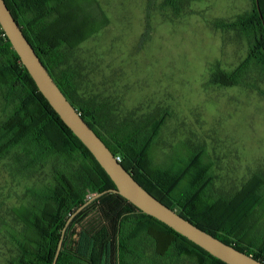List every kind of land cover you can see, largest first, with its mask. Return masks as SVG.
I'll list each match as a JSON object with an SVG mask.
<instances>
[{
	"label": "trees",
	"instance_id": "1",
	"mask_svg": "<svg viewBox=\"0 0 264 264\" xmlns=\"http://www.w3.org/2000/svg\"><path fill=\"white\" fill-rule=\"evenodd\" d=\"M190 1L163 0V4L178 15ZM6 2L61 90L133 177L190 222L264 262V237L255 233L253 224L264 203V178L255 174L231 200H215L208 192L213 183L211 165L202 150L194 151L181 168L175 164L156 167L150 150L164 118L123 132L110 127L106 104L79 95L75 75L65 67L69 58L63 48L77 47L93 31L83 34L86 23L72 25L71 0ZM253 2L250 12L216 24L243 34L249 50L235 69L217 72L212 82L245 85L264 97L259 80L246 78L252 69L264 76V0H259L260 10ZM0 91L4 105L0 159L23 150L29 165L45 158H55L60 164L54 167L53 185L33 192L30 205L13 209L23 229L13 233L17 254L9 264H53L62 238L57 264H227L110 191L115 183L39 90L1 25ZM99 193L103 194L73 218L63 237L69 217ZM113 200L116 205L110 207ZM93 215L98 223L89 226Z\"/></svg>",
	"mask_w": 264,
	"mask_h": 264
},
{
	"label": "rangeland",
	"instance_id": "2",
	"mask_svg": "<svg viewBox=\"0 0 264 264\" xmlns=\"http://www.w3.org/2000/svg\"><path fill=\"white\" fill-rule=\"evenodd\" d=\"M70 4L72 25L86 23L83 34L93 33L77 47L63 48L65 67L83 99L107 105L111 128L131 132L164 118L151 144L153 164L181 168L202 150L215 200H231L255 174L264 178V97L245 85L212 82L217 72L235 69L249 50L243 34L216 24L250 12L253 0H191L178 15L163 0ZM246 78L264 88L256 70ZM3 115L0 91V119ZM25 157L23 150H13L0 159V264L17 254L13 233L23 229L13 209L30 205L33 192L53 185L54 167L60 165L55 158L29 165ZM258 210L253 224L263 238L264 203ZM97 223L96 215L87 222Z\"/></svg>",
	"mask_w": 264,
	"mask_h": 264
},
{
	"label": "water",
	"instance_id": "3",
	"mask_svg": "<svg viewBox=\"0 0 264 264\" xmlns=\"http://www.w3.org/2000/svg\"><path fill=\"white\" fill-rule=\"evenodd\" d=\"M256 3L260 10L259 0H256ZM0 25L20 56L23 65L27 68L36 82L39 90L60 115L64 123L91 151L93 156L115 183L116 188H113L110 191L122 195L144 213L167 224L176 232L188 238L211 255L227 264H264V262L223 242L219 238L190 222L178 214L174 209L156 198L133 177L123 164L117 160L112 150L106 145L102 138L95 132L61 90L34 46L25 35L23 28L9 8L6 0H0ZM102 194L103 193L94 195L88 200V202L79 207L77 211L69 217L66 227L63 230V237L73 218L89 203L100 197ZM62 246L63 238L59 242L53 264H57Z\"/></svg>",
	"mask_w": 264,
	"mask_h": 264
},
{
	"label": "built area",
	"instance_id": "4",
	"mask_svg": "<svg viewBox=\"0 0 264 264\" xmlns=\"http://www.w3.org/2000/svg\"><path fill=\"white\" fill-rule=\"evenodd\" d=\"M116 158H117V160L119 161V162H121V157L120 156H116Z\"/></svg>",
	"mask_w": 264,
	"mask_h": 264
}]
</instances>
